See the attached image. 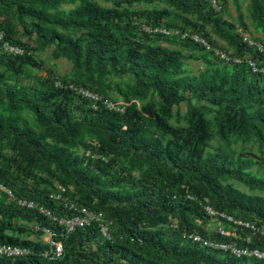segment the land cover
<instances>
[{"label":"trees","instance_id":"trees-1","mask_svg":"<svg viewBox=\"0 0 264 264\" xmlns=\"http://www.w3.org/2000/svg\"><path fill=\"white\" fill-rule=\"evenodd\" d=\"M219 1L220 13L202 0H0V29L29 53H0V185L71 217L50 199L64 187L112 223L110 239L96 223L66 235L0 189V244L31 250L0 264H264L190 238L264 252V74L247 63L264 67V54L240 33L264 45V0H245L250 26L226 18L229 1L240 13L241 0ZM184 32L244 62L224 63ZM49 49L72 64L69 77L50 70L23 83L29 69L44 70ZM190 62L202 69L192 73ZM43 229L57 233L62 258L44 256Z\"/></svg>","mask_w":264,"mask_h":264},{"label":"built area","instance_id":"built-area-1","mask_svg":"<svg viewBox=\"0 0 264 264\" xmlns=\"http://www.w3.org/2000/svg\"><path fill=\"white\" fill-rule=\"evenodd\" d=\"M202 1L209 3L216 12L220 13L222 11V6L219 0ZM146 30L150 31L149 29ZM154 32H160L165 35H170V32L166 30H155ZM240 33L245 44H247L250 48H255L260 53L264 54V45L261 41L256 40L254 37H252L250 34H247L246 32L240 31ZM182 38L189 39L192 42L204 47L206 51L213 52L215 56L221 59L224 63L240 64L241 62H244L242 58L233 57L221 50L220 48L212 47L205 39H203L197 34L184 32L182 34ZM0 53L13 57H22L26 56L27 54L29 55V53L24 47L14 44L10 40H8L5 31L2 29H0ZM247 63L254 73L264 74V67H260L256 61L248 60ZM57 86L62 87L60 82H57ZM72 89L84 99L91 101L96 107H98V104H103L110 111L122 113L125 111L124 104L122 102L115 103L109 100H105L102 96L92 92L89 89L78 87H72ZM0 189L9 196L10 201L14 202L19 207L32 210H39L41 214L50 218L52 222L62 228L66 235L72 234L80 229H85L91 226L92 224L96 223L99 225L100 232L103 237H105L106 239H110L112 236L110 229L112 223L104 216V214L101 212L92 211L68 199V197L66 196L67 190L64 187H58L57 191L50 195V199L62 205L64 209L68 212H71V217H58L48 209L38 206L34 201L15 198L13 194L2 185H0ZM207 210L211 216L219 215L218 213L212 211L210 208H208ZM221 217L227 218L229 221L234 222L238 225L245 226L246 228H254L250 224L244 225V223L236 222L233 218L227 217L226 215H221ZM37 230L40 231L41 229L37 228ZM218 231L224 236L232 235V233L226 232L222 227H220ZM43 233V240L48 246V249L44 252V256L51 260H57L62 258L64 256V244L57 239V233L49 229H43ZM190 238L196 243H202L205 247L232 252V254L237 258H255L258 260H264V252L258 249L250 250L244 248H237L230 244H220L217 242L206 240L199 235H192ZM30 254L31 250L28 248L0 244V258L17 259L26 257Z\"/></svg>","mask_w":264,"mask_h":264},{"label":"rangeland","instance_id":"rangeland-1","mask_svg":"<svg viewBox=\"0 0 264 264\" xmlns=\"http://www.w3.org/2000/svg\"><path fill=\"white\" fill-rule=\"evenodd\" d=\"M241 2H242V11L239 13L236 10L234 4L231 1H229L228 6L226 8L227 9V12L225 14L226 18L235 23H239L240 16H243L245 18V22L250 26L248 2L245 0H241ZM250 35L252 37L258 36L256 34H250ZM51 55H52V49H49L45 53L41 54L40 59L44 62V70L39 71V70L29 69L27 71V74L23 77L22 82L25 84L33 83L37 78L46 77L50 70H53L60 78L69 77L70 73L72 72V64L65 59L55 60ZM188 66L190 67L191 72L194 74H197L202 69L200 63H196V62H190L188 63ZM113 97L114 99L118 98L115 94L113 95ZM119 102H121V100ZM181 109H182V113H185L187 110L186 104H182ZM239 147L241 148V145H239ZM257 152L258 151L256 149L253 150V153L257 154ZM255 170H258V167H256ZM237 186L244 192L250 193L246 186L240 183L239 184L237 183ZM220 227L221 225L219 223L211 225L212 230H218V228Z\"/></svg>","mask_w":264,"mask_h":264}]
</instances>
